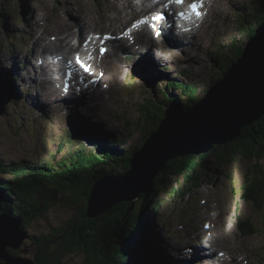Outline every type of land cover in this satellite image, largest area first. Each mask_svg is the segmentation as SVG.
Masks as SVG:
<instances>
[{"label": "rangeland", "instance_id": "374dc122", "mask_svg": "<svg viewBox=\"0 0 264 264\" xmlns=\"http://www.w3.org/2000/svg\"><path fill=\"white\" fill-rule=\"evenodd\" d=\"M221 1L222 17H218L219 22L217 21L215 27L209 28L211 34L202 40L204 42L201 49H198L199 45L192 49L188 60L186 58L189 56H183V51L182 53L176 51L175 54L159 58L160 66L150 70V64L145 60L139 63L138 58H133L136 56L134 53H121V56L124 54L127 58L124 64L125 58L120 59L118 54L108 50V59L106 62H100V69L106 70L110 76L102 86H110L111 89L105 91L106 99L99 104L102 100L94 96L98 91V88L94 87L90 96L92 98L94 96L98 101L87 98L88 105L77 112V107L72 109V106H66V109L60 106L56 107L57 110L46 111L45 108H40L46 106V103L49 104L45 98L42 101H31L33 98L36 100L34 96L37 93L42 94L41 87L34 86L31 79L27 78L29 73L27 64L20 67L17 62L27 60L29 55L36 50L39 51L34 41V37L36 36L37 40L39 33L41 38L38 40L43 37H61L64 32H70L67 31L69 27L78 35L79 29L83 27L82 21H93L97 16L95 26L100 27L99 29L108 28L120 33V24L124 26L130 21L133 12L123 0H24L23 3H18L17 0L3 1L1 8L5 16L0 17V67H2L0 74L9 76L7 88L14 99L6 105L3 115L0 116V160L5 163L60 164L67 152L77 146L70 144L71 140L85 142V136L88 138L90 133H101V128L106 129L109 136L121 140L119 144L125 150L131 152L139 147L145 137L142 108L147 105L148 99L160 103L167 88L179 83L191 87L188 97L191 94L200 97L210 87V80L217 79L220 74L219 68L231 57L234 49L246 44L245 28L248 24L246 19L253 23V17L251 14L247 17L245 15L256 0ZM107 16L113 18L107 20ZM111 23L113 26H110ZM79 38L81 37L78 35L74 39L76 47L80 46L82 38ZM156 42L158 44V41ZM158 45L161 48V44ZM220 47L226 49L224 54L218 53ZM170 48L174 49L172 46ZM158 51L157 53L161 54L160 49ZM184 51L186 54L189 53V49ZM153 53L156 54L154 51ZM154 55L151 58H154ZM213 59L218 63L216 64ZM13 70H19L20 74L16 75L17 72ZM7 71L11 75L7 74ZM11 77L14 78L13 81ZM104 89L102 88V91ZM174 96L178 97L177 94ZM57 102L63 103L59 100ZM76 117L79 121L74 120ZM185 157L173 158L165 165ZM119 165L123 167L124 164ZM251 166L249 160L238 157L229 168L221 169V173H212L213 170L210 169L209 177L200 182L201 188L183 198L181 193L186 190L183 188L185 177L181 176V179L171 177L172 186L178 180L175 188L180 189L178 194L181 195L174 196L164 190L157 200H153L154 214H150L146 234L149 246L159 251L163 259L165 255L172 260L173 264H182L178 262L177 254L174 253V250L185 253L180 246L203 251L198 254L202 253L204 258L207 255L204 254L205 248L206 251H213L211 258L207 255L205 260L203 258L195 260L197 262L192 264H224L225 258L232 260L234 264L238 260L240 264H264V212L254 211L241 196L250 181L248 173ZM0 179L7 180L9 177L0 174ZM75 210L76 208L70 206L62 196L58 197L46 214L28 226L27 231L31 235L46 233L51 227H59L70 219ZM9 218H19L22 221L21 217L16 215ZM239 223L251 231L255 225L258 233L239 232H246L244 228L238 229ZM207 226L211 227L209 232ZM222 237L225 249L229 252L226 257H223L221 249L212 248L211 245L212 239ZM199 240L202 241L201 245H204L201 249L198 248ZM216 251H219L220 256ZM83 261L82 254H72L63 264H82Z\"/></svg>", "mask_w": 264, "mask_h": 264}, {"label": "trees", "instance_id": "16d2710c", "mask_svg": "<svg viewBox=\"0 0 264 264\" xmlns=\"http://www.w3.org/2000/svg\"><path fill=\"white\" fill-rule=\"evenodd\" d=\"M3 1L0 0V8ZM23 1L17 0L18 3ZM248 11L245 16L251 14L253 23L246 19L247 41L264 20V0L253 1ZM3 16L1 8L0 17ZM244 46H237L231 57L218 67L220 74L217 79L210 80V86L224 76L230 65L241 56ZM219 50L218 53L223 54L226 51L221 47ZM216 59L213 60L217 64ZM190 90L188 84H172L162 94L160 103L148 99L147 105L142 108V126L145 131L143 142L157 130L167 108L187 110L207 91L200 97L191 93L188 97ZM100 130L101 133H90L88 138H82L88 144L78 139L76 142L71 140L70 144L77 146L67 152L60 164L5 163L0 160V174L9 177L7 180L0 179V215L20 216L22 226L27 230L33 221L46 214L58 197L62 196L70 206L76 208L72 217L61 226L51 227L46 233H28L35 264H63L72 254H82V264H167L160 252L149 246L146 235L150 214H154L153 200H157L164 190L174 196L178 194L180 189L175 188L178 180L172 186L171 177H185L183 188L186 190L181 193L183 198L201 188L200 182L209 177L210 169L214 171L212 173H221V169L229 168L238 157L249 160L252 165L248 173L251 178L246 182L242 199L254 211L264 212V114L251 126L243 127L239 136L231 141L211 146L207 153L200 156L191 155L167 163L155 176L149 192L140 195L134 202L117 204L108 213L90 220L86 218V208L93 185L105 176L124 175L129 169L131 155L143 144L129 152L119 144L121 140L109 136L106 129ZM121 163L123 167L119 165ZM241 225L237 224L239 230L244 228ZM244 229L246 232H239L258 233L255 225L252 227L254 232L247 227ZM9 253L17 255L13 250H9Z\"/></svg>", "mask_w": 264, "mask_h": 264}, {"label": "water", "instance_id": "95a60500", "mask_svg": "<svg viewBox=\"0 0 264 264\" xmlns=\"http://www.w3.org/2000/svg\"><path fill=\"white\" fill-rule=\"evenodd\" d=\"M3 75L0 74V116L14 99ZM263 114L264 20L246 42L241 56L198 102L184 111H165L157 130L131 155L124 175L105 176L93 185L86 217L96 219L117 204L134 202L149 192L167 161L205 153L213 145L231 141ZM29 237L19 218L0 215V264H35ZM9 250L17 255H11Z\"/></svg>", "mask_w": 264, "mask_h": 264}, {"label": "bare ground", "instance_id": "6f19581e", "mask_svg": "<svg viewBox=\"0 0 264 264\" xmlns=\"http://www.w3.org/2000/svg\"><path fill=\"white\" fill-rule=\"evenodd\" d=\"M123 1H125V4L127 5V7H129L131 9L133 14H136V15L145 14V18L147 19V21L149 23L152 22L151 14L156 13L157 12L156 11L157 6L162 4V1L158 2V0H150V1L149 0H139V2H138L139 7H145V9L137 10V6L134 4L133 0H123ZM208 1L212 2V4H213V6H212L213 15H209L210 12H208V15H206L203 18V26L199 27V29L195 28L194 26H191L190 21H187L184 24V33L186 32L185 29L187 28L188 29L187 30L188 38L185 39L184 41H181L179 39H173L170 37H165L162 33H159L156 40H154L152 38L151 39L147 38L145 40H139L137 46H135L133 49L129 50L128 49L129 47L126 45L124 38L122 37V33H124V31H126V29H124L125 27L130 26L131 20L133 19L132 16H131L132 18H129L130 21L125 23L124 26H122L123 24H120V29H119L121 31L120 33L118 31H114V30L108 29V28L99 29L100 27L98 28L97 26H95L96 21L98 19V16L95 17V19L93 21H89V20L82 21L83 27H82V29L81 28L79 29L80 31H78V35L82 38V39L81 38H79V39H81V41H83V42L79 47H76V44L74 43V39L77 38L78 35L75 34V32L71 31V29L69 27H67L68 28L67 31H70L71 33L70 32H64L61 37H58V36L55 38H44L43 37L41 40H38L39 38H41L40 37L41 33H39L37 36V40L35 39L36 36L34 37L35 47L39 48V51L36 50L33 54L28 56L27 60L23 61V63H25V65L27 64V67L29 69V73H28L27 78L31 79L34 86L41 87V90H42V94L40 93V95H39L37 93L38 96L37 95L34 96V97H36V100L33 98L31 101H33V102L42 101L45 98L49 104L46 103V106H41L40 108L41 109L45 108L46 111H47V109H51L53 111L57 110L56 107H60V106H62V108H64V109H66V106H72V109L77 107V110H76V112H77V111L85 108L88 105V103L86 101L87 98L88 99L91 98L94 100L101 99L102 101H99L100 102L99 104H102L103 100L106 99L105 91L108 92L111 88L109 86L108 90L105 89V91H102V87L99 86V83H101V81L100 82L95 81L94 84L88 86V85H86V79L85 78H83L82 80H77L78 82L75 83V88H73V90L71 91V93L68 94V96H65L62 93L64 91L63 82H62L61 86H59V88H56L57 86H55V84L53 83L55 80L61 79L62 74L66 73V72L69 73L68 79L72 82L74 80V74L81 76V77H85L83 74H81V75L78 74L80 72L78 70H76V65H75V59L76 58H74V56L78 57L79 60L83 61V62H84V59L85 60L89 59V57L86 56L85 50L90 44H92V45L89 47L91 49H93L94 54L96 53L94 50L96 47L94 45H96V44H97V46L102 45L103 47H106L107 50H110V51L114 52L115 54H118L120 59L125 58L124 54L134 53L136 56L133 58H136V59L138 58L139 63H142L143 60H145L147 63L150 64V70L151 69L152 70L157 69V67L160 66L161 62L159 61V58H161L164 55L175 54L176 51H180L181 53L183 51L184 52L183 56H189L186 58V60H188V58L190 59V54L193 52L192 49L197 47L198 45H199L198 49H201L200 47L203 45V42H204L202 40L205 38L206 35L211 34V31H209L208 28L215 27L217 21L219 22L218 17L219 16L222 17V15H221L222 12L220 13L222 1L221 0H208ZM169 5L171 7V10L175 7V4H172V5L169 4ZM136 11H138V14ZM173 13H175V12H173ZM165 14H166V12H165ZM28 15H29V12H28ZM156 17H158L157 13H156ZM112 18L113 17H111V16H107V20H110ZM156 21H159L158 24L161 23L160 19H156ZM158 24L155 27H156V30L158 29V30H160V32L162 29H166V30L177 29V27L172 26L171 21L166 22V24H162V23L160 25H158ZM62 26H65V25H62ZM110 26H113V23H111ZM83 31H85L86 35L83 34ZM97 34H99V35H97ZM103 36L105 38H107V39H105L106 40L105 45L100 44L101 43L100 40L103 39ZM149 40H150V42H149ZM156 41H158V44H161V48L157 44ZM162 41H164V42L162 43ZM135 42H137V40ZM83 43H85V44L83 45ZM191 45H193L194 47H191ZM170 46L174 47V49H171ZM158 49H160L161 54L157 53V52H159ZM184 49H189V53L186 54ZM153 51L156 53L155 55H154ZM121 53H124V54L121 56ZM108 54L109 53L106 52L105 56L103 58H102V56H99L98 59L99 60L101 59L102 63H103V61L108 59ZM153 55L155 57L151 58V56H153ZM94 58H95V55H94ZM98 59L90 60L89 66L92 68L93 72L96 73V71H99L100 73H102L103 81L107 82V80L110 78V76L108 75L106 70L100 69L98 67V61H99ZM126 59L127 58L123 59L124 62L123 61H121V62H123L125 64ZM129 61H130V59H129ZM0 65H1V63H0ZM0 68H2V67H0ZM13 72L18 73L19 70H17V71L13 70ZM17 73H16V75L20 74V73H18V74ZM7 74L11 75L10 72H8V71H7ZM2 75H3V73H2ZM4 76H5V74L3 75V77ZM13 76H14V73H13ZM8 77H4V79L7 81V83L9 81ZM11 79H12V81L14 80V78H12V77H11ZM59 84H60V82H59ZM109 85H110V83H109ZM62 86H63V90L61 89ZM83 87L86 90L84 92H83V90H84ZM94 87L98 88V91L94 94V96H97V99L94 98V96H93V98L90 96L91 91H92V89H94ZM12 88L14 89L13 84H12ZM59 91L62 94H60ZM14 94H15V92H14ZM70 96L80 97V98L76 99V98H73ZM57 100L63 102L62 104H64L65 106H63L61 103L57 102ZM38 108H39V106H38ZM166 110H174V109L170 107ZM67 111H68V109H67ZM178 111H180V110H178ZM77 117H79V116H77ZM77 117L74 120L79 121L77 119ZM221 239H222V241H221ZM221 239H212L211 245H212V248L215 247L216 249H221L220 252L223 254V257H226V255H228L229 252L226 251V249H225L226 245L224 243L223 237ZM193 250H194L193 263L197 262L194 260H199V259L204 258V256L202 255L203 251H199L195 248ZM199 252H202V253L198 254ZM212 252L213 251H211V250L206 251V248H205L204 254H207L208 257L211 258ZM216 252L218 253L219 251H216ZM174 253L178 255L179 253H182V252H180V250H177V251L174 250ZM182 254H187V253H182ZM168 255H166V256H168ZM207 255L205 256V258H207ZM223 263L224 264H234L232 262V260H228L227 258H225ZM236 264H240V261L238 260Z\"/></svg>", "mask_w": 264, "mask_h": 264}, {"label": "snow or ice", "instance_id": "6c2138e0", "mask_svg": "<svg viewBox=\"0 0 264 264\" xmlns=\"http://www.w3.org/2000/svg\"><path fill=\"white\" fill-rule=\"evenodd\" d=\"M181 2H182V0H176V3H181ZM198 7L199 6L197 4L190 5V8H191L192 12L195 13L196 15H199V12L197 11ZM161 18L162 17H153V19H161ZM141 23H146V21H141ZM103 51L104 50L101 49L102 53H103ZM77 63H81L79 58H77ZM81 67H83L85 71H88L87 66L83 65L82 63H81Z\"/></svg>", "mask_w": 264, "mask_h": 264}]
</instances>
